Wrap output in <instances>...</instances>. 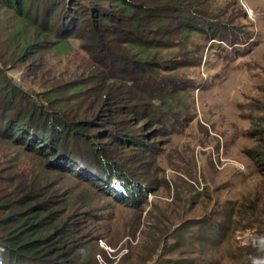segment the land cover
Masks as SVG:
<instances>
[{"label": "rangeland", "instance_id": "1", "mask_svg": "<svg viewBox=\"0 0 264 264\" xmlns=\"http://www.w3.org/2000/svg\"><path fill=\"white\" fill-rule=\"evenodd\" d=\"M58 11L53 33L31 36L35 51L10 35L22 15L0 6V84L15 94L0 111V178L38 182L30 208L48 207L40 227L54 229L60 264H264V0H66ZM150 11L208 20L198 14L196 36L186 15ZM17 120L28 138L12 136ZM82 157L99 162L104 187L71 167ZM114 170L127 197L111 190ZM23 197L13 193L15 213Z\"/></svg>", "mask_w": 264, "mask_h": 264}, {"label": "trees", "instance_id": "2", "mask_svg": "<svg viewBox=\"0 0 264 264\" xmlns=\"http://www.w3.org/2000/svg\"><path fill=\"white\" fill-rule=\"evenodd\" d=\"M64 5H66V0H0V6H3V8L6 11L8 10L13 11L17 16L22 15L23 18L22 22L26 23L25 26L16 25L13 34L10 35L13 37L21 36L23 42L25 43L27 41L28 47L32 48L35 51L40 50V47L39 44L36 43L37 42L36 39L31 38V36L32 35L36 36L38 32H42L45 34L53 33L54 30L51 27L55 26L54 20H56L57 22V19L60 16L58 9L62 6L64 7ZM125 7L131 9L130 6H125ZM176 8H178V10H185L188 7L181 8L180 6H178ZM70 12L69 11L66 12L64 21H67L68 19L70 20L71 17ZM76 12L78 11H74V13ZM84 12L85 11H80L78 15H75L77 17V20L74 22L76 25H78L79 19L84 18L85 14H82ZM121 12L127 14L126 15V19H127L129 17L134 18L136 16L143 15V13L146 11H121ZM167 13H171L170 14L171 16H174L175 14H179V13L182 14V16L186 15L187 17L184 19L185 22L182 23V25L188 31H194L196 33L195 34L196 36L200 35L202 29H200L199 23L197 24V27L193 26L194 21L197 18H200L201 16H202L201 17L202 20H208L203 16L204 14H206V12L204 13L202 11H196V13L194 11H150L148 17L149 19L152 20L155 19L157 16L167 15ZM103 14L100 15H103L105 22L106 21L112 22L115 19L113 16L114 14L112 13L104 12ZM198 14H202V15L200 16ZM120 19L121 17L119 16L118 23L120 24V26H124L123 24H121ZM51 20L53 21L52 25L50 24ZM96 23H97L96 20L93 19L92 23L89 25L92 30L90 31V33H93L95 39H99L100 41L102 39V37L100 36L102 31L101 28L98 27ZM150 25L151 26L153 25V27H151L152 30H156L161 27V25L156 22H151ZM163 25L165 26V24ZM26 28H29V30L31 31L29 32V34H26L27 33ZM119 30L124 31L121 27H117L116 31ZM133 33L134 35L132 36L134 37V39H130L129 42H133L135 39H139L140 41H142L141 40L142 35L140 31H136V32L133 31ZM58 43L63 44L64 41L59 40ZM37 45L39 48L37 47ZM11 91H14L13 87H10L8 89L6 86L0 84V111L4 109L5 101H9L10 103H12V98H13L12 96H15V94L9 93ZM13 103H15V99ZM16 115L17 113L11 111V114H9V118L11 117L14 118ZM4 121L5 119L3 117H0V123H3ZM18 121L19 120L15 121L10 125L11 126L10 131L12 133V136L14 138L17 137V139L19 140L21 136L28 138L29 137L28 134L30 132L27 133V128L21 125L20 122ZM31 123H32V119L27 121V124H31ZM63 123L64 120L60 121V125H62L64 128L65 127L69 128V125L64 126ZM44 124L46 125L45 121L42 122V125ZM42 125L39 128V135L42 142H44L46 139L44 132L47 129L45 128V126ZM73 126L76 130H80V127L83 128V126L80 125L78 126L73 125ZM65 132L66 131L64 129L63 133ZM40 133H42V135ZM60 135L61 134H57L56 138L59 137ZM0 137L3 139H10V138H5L1 131H0ZM63 137H64L63 139L57 138V140L61 143V146L65 144L64 141L65 136ZM68 138H72V137L68 136ZM72 140L75 139L72 138ZM30 141H32V139H30ZM31 144L33 143L31 142L30 145ZM51 144H54L55 146L57 142L54 143L53 141L51 142ZM67 144L68 143L66 141V145ZM67 147L69 149V146ZM90 147L92 151L95 152L94 147L92 146ZM28 148H30V146L26 147V149ZM60 155H62V152ZM67 156L69 157L68 151L65 153V157ZM98 164L99 162L97 160H92L89 157H82L80 161H78L77 163H71L70 165L72 168L76 167V169H79V167H81L82 175H84L89 179L95 180L96 186L104 187L105 185L104 180L107 181L106 179H108L109 181L110 178L107 175L104 177L102 174H100L103 172L99 173ZM92 170H94L95 172ZM115 173L118 176L122 177L121 173L116 171ZM3 178L4 176L2 175V177L0 178V204L3 205L0 206V212L2 213L1 221H3L4 223L0 222V238L4 241L3 247L6 253L9 255L8 257L14 259V261L12 260L10 264H20V263L22 264L23 263L22 261H25L26 263L28 262V260L35 261L36 264H51L53 263L54 259H55L54 262H56L55 264H60V262H63L66 256L60 252L61 250L60 247H55V243H53L52 240L51 234L54 231V229H52L51 227L49 228L40 227L41 226L40 224L43 223V221L45 220L46 214L48 212V207H46L45 206L46 204L43 203L36 205V208H34L36 209L35 211L31 210L30 208V204L33 202L32 197L36 198L38 196L37 192L40 189L38 182L34 179H23L17 177H7L3 181ZM16 190L19 192V194L24 195L23 199L25 200L26 204L23 205V208H25L24 210L23 208H21L18 212L15 213V211L13 210L12 195ZM30 194H33V196H31ZM132 197L136 198V196L134 195L132 196V194H130L129 198ZM23 211H25L24 216H20L21 215L20 213H22ZM35 213L38 214L37 217L40 218V220H38L36 215H34ZM10 214L14 215V219L11 221H9L8 218ZM8 223L13 225L7 227ZM12 236L15 237L13 239H9L12 238ZM17 260H19L20 262H18ZM0 264H5V262L1 263L0 261Z\"/></svg>", "mask_w": 264, "mask_h": 264}, {"label": "clouds", "instance_id": "3", "mask_svg": "<svg viewBox=\"0 0 264 264\" xmlns=\"http://www.w3.org/2000/svg\"><path fill=\"white\" fill-rule=\"evenodd\" d=\"M114 173H115V171H114ZM114 177L116 178V179H113L112 178V181L115 183V185H116V188L115 189H112V190H114V193L117 191V190H119V189H121V187L123 186V189L122 190H120V191H118V193L116 194V196H118V197H127V195H128V193H127V188L129 189V186L128 185H126L127 183H129V181H127V183L125 182L126 181V179H123L124 177L122 176V177H120V176H118L116 173L114 174ZM127 187V188H126Z\"/></svg>", "mask_w": 264, "mask_h": 264}, {"label": "water", "instance_id": "4", "mask_svg": "<svg viewBox=\"0 0 264 264\" xmlns=\"http://www.w3.org/2000/svg\"><path fill=\"white\" fill-rule=\"evenodd\" d=\"M60 154H61V153H60ZM60 154L58 155V157L61 156ZM62 155H63V154H62Z\"/></svg>", "mask_w": 264, "mask_h": 264}]
</instances>
